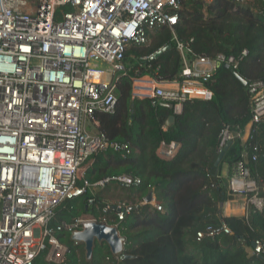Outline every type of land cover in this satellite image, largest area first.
<instances>
[{"label":"built area","instance_id":"2783aa9c","mask_svg":"<svg viewBox=\"0 0 264 264\" xmlns=\"http://www.w3.org/2000/svg\"><path fill=\"white\" fill-rule=\"evenodd\" d=\"M179 6V0H0V264H34L49 245L59 252L64 249V261L68 248L57 231L67 230L72 236L86 222L108 224V218L78 217L61 221L54 229L50 222L57 205L112 182H141L129 174L95 183L78 180L84 178L80 173L84 163L101 150L129 149L128 143L108 140L96 115L116 109L128 45L147 43L158 26L172 28L179 20ZM177 45L184 62L181 80L136 76L132 81L134 98L149 99L153 105L171 102L175 115L187 99H212L205 82L220 65L236 69L239 64L235 56L222 53L190 60L187 45L180 41ZM249 91L252 119L244 139L264 122V80L252 81ZM235 136L224 128L220 151ZM179 147L175 141L162 142L158 155L170 158ZM229 178L231 190L244 196L246 210L250 205L264 209V191L244 159L235 163ZM94 202V197L88 198L89 205ZM140 203L163 210L155 195ZM111 208L123 220L132 205L108 202L105 213ZM221 232L229 234L231 229L226 223L208 226L196 238ZM254 242L250 254H263L264 241Z\"/></svg>","mask_w":264,"mask_h":264},{"label":"trees","instance_id":"16d2710c","mask_svg":"<svg viewBox=\"0 0 264 264\" xmlns=\"http://www.w3.org/2000/svg\"><path fill=\"white\" fill-rule=\"evenodd\" d=\"M179 1L177 24L156 27L145 44L128 45L125 71L117 82L116 109L96 115L99 129L108 140L128 143L129 149L109 146L89 158L80 170L84 178L78 180L79 184L84 179L95 183L122 174L139 178L140 183L122 187L131 210L123 220L112 208L105 213V190L111 185L121 187L119 182H112L96 193L89 191L63 201L50 222L55 229L64 220L93 216L101 221L106 215L108 224L117 225L126 238L124 253L131 257L120 259L105 241H97L92 258L87 260L84 244L76 243L69 231L61 230L57 237L68 248L66 259L49 260V245L34 264H264V252L252 255L247 250L253 241H264V209L250 205L245 215H224L223 209L228 200L239 195L231 190L229 177L246 153L250 155L246 166L264 191V122L248 139L243 138L252 119L249 85L264 80V0ZM178 41L190 49V60L198 56L215 58L220 53L235 56L239 61L235 70L247 85L231 68L219 66L205 82L213 92L212 99L185 100L182 112L167 126L173 110L162 103L153 105L149 99L134 98L132 81L136 76L181 80L184 62ZM163 47L167 48L160 56L151 57ZM227 127L236 136L216 165L221 133ZM172 141L180 144L176 154L170 158L158 155L160 144ZM224 163L229 164L228 176L223 173ZM150 191L162 211L140 203ZM91 196L95 198L93 205L88 204ZM223 223L231 233L197 240V232L208 226L220 228Z\"/></svg>","mask_w":264,"mask_h":264},{"label":"water","instance_id":"95a60500","mask_svg":"<svg viewBox=\"0 0 264 264\" xmlns=\"http://www.w3.org/2000/svg\"><path fill=\"white\" fill-rule=\"evenodd\" d=\"M167 47L160 48L157 50L151 57L156 58L157 56H160ZM221 66V65H220ZM222 66L231 68L228 63L222 64ZM235 76L240 80L243 84L247 85V80L243 78L235 69L231 68ZM164 106L169 107L170 109H173V103L171 102H162ZM134 104H132V107ZM176 118V115L173 113L170 115V117L167 119L166 124L167 126H170L174 123ZM232 144L231 141H229L225 149L221 151L219 158L216 162V165H219L221 160L223 159L226 150L229 148V146ZM250 155L248 153L245 154V161L249 162ZM124 186H127L128 184H122ZM154 198V192L150 191L144 198V200L148 203ZM223 202L221 205L223 206ZM72 239L77 240L79 242H82L85 246L86 250V257L87 260H90L94 253V248L96 242H102L105 241L112 251V254L114 255H124L125 258L131 257V255L124 253V246L126 242V238L120 234V231L118 229L117 225H111L103 222H95L90 221L86 222L82 229L75 231L72 234ZM253 245H255V242H252Z\"/></svg>","mask_w":264,"mask_h":264},{"label":"crops","instance_id":"0c3cea01","mask_svg":"<svg viewBox=\"0 0 264 264\" xmlns=\"http://www.w3.org/2000/svg\"><path fill=\"white\" fill-rule=\"evenodd\" d=\"M244 140H246V138ZM223 173H224V175H227V176L229 175V164L224 163V165H223ZM122 187H126V186H124L122 184H121V187L120 186H116V185H111L105 191L108 194H109L108 191H110V190L113 191L115 188H117V191L118 190L119 191H123ZM108 202H111V201H108ZM115 202H117V201H114L112 203H115ZM223 209H224V215H231V214L244 215L245 211H246V203H245V200H244V196L238 195L234 199L228 200L224 204ZM247 250L250 252V248L249 247L247 248Z\"/></svg>","mask_w":264,"mask_h":264},{"label":"rangeland","instance_id":"374dc122","mask_svg":"<svg viewBox=\"0 0 264 264\" xmlns=\"http://www.w3.org/2000/svg\"><path fill=\"white\" fill-rule=\"evenodd\" d=\"M109 194L107 196H105V199L107 201H126L127 203H131L130 201L127 200V196H125V192L123 191H117V188H115L113 191H108ZM63 254H64V249L59 251H56V248H51L50 252L48 254V258L52 259V260H56V261H61L63 258Z\"/></svg>","mask_w":264,"mask_h":264}]
</instances>
